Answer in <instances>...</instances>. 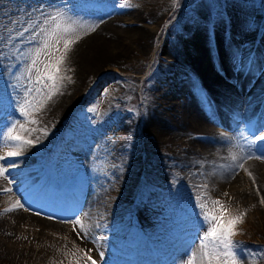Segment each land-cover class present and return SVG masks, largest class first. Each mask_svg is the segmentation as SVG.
I'll list each match as a JSON object with an SVG mask.
<instances>
[{"label":"rangeland","instance_id":"obj_1","mask_svg":"<svg viewBox=\"0 0 264 264\" xmlns=\"http://www.w3.org/2000/svg\"><path fill=\"white\" fill-rule=\"evenodd\" d=\"M198 1L0 0V40L5 41L0 45L5 54L0 58V129L25 124L36 129L27 137L38 140L9 157L16 167L5 163L10 174L0 176V257L8 264H91L85 253L96 264H185L196 253L199 264L207 231L199 215L201 198L222 201L224 215L245 213L233 237L241 242L239 264H264V192L257 187L264 186V168L256 180L236 168L232 180L220 184L209 170L216 166L196 161L214 153L202 147L201 127L213 144L216 137L221 145L231 142L238 132L247 152L242 160L259 155L255 136L264 132V47L255 46L259 39L250 35L259 18L255 9L263 14L264 0H208L244 26L235 40L240 50L235 60L211 58V51L205 57V45L200 49L186 38L185 11ZM38 6L63 8L74 19L80 10L118 12L123 20L116 19L115 33L87 29V40L71 46L62 65L71 80L63 81L41 111L31 113L39 123L29 124L17 104L34 86L24 74L25 61L16 60L17 49L6 41L32 21L29 31L41 22L39 12L34 14ZM138 12L143 18L132 19ZM27 36L21 48L27 47ZM203 64L234 95L232 114L221 117L224 124L200 123L199 113L215 118L222 112L197 68ZM236 70L243 75L237 74L235 83L226 81L225 75ZM248 109L254 117L243 112ZM12 150L11 143L0 144V155ZM18 200L23 208L4 211ZM40 211L60 212V221L70 227L64 232L40 227L34 222ZM77 217L93 233L83 247L73 239L81 230L74 224Z\"/></svg>","mask_w":264,"mask_h":264},{"label":"snow or ice","instance_id":"obj_2","mask_svg":"<svg viewBox=\"0 0 264 264\" xmlns=\"http://www.w3.org/2000/svg\"><path fill=\"white\" fill-rule=\"evenodd\" d=\"M87 5H81L86 7ZM125 7V5H120ZM40 23L34 28L31 24L29 27H24L22 31L17 30L14 36L6 41L8 45H12L17 49L15 58L17 61H25L24 74L28 82L34 87L26 89V95L23 100L18 101V111L23 115L29 124H38L39 121L31 116L32 112H39L44 107L45 103L60 93L62 83L65 79L71 80V77L64 76L62 65L64 64L67 54L73 44L81 39L84 34L85 25L70 17L63 8H55L50 11H45L42 6H38ZM88 31L94 30L95 26H87ZM25 33L28 34L29 41L27 47L21 48L25 44ZM19 37V40H16ZM15 41V44H13ZM5 43L0 40V45ZM4 52L0 51V58L4 57ZM2 66V65H0ZM10 71V69H8ZM35 93V95H33ZM31 97V99H29ZM11 106V105H10ZM19 129V130H17ZM36 131V129L28 128L25 124L17 125L12 122L11 127L7 128V132L0 129V144L11 146L16 149L0 155V176L7 179L9 168L5 167V163H9L10 167L15 168L16 164L8 161L9 157H18L21 155V149L26 146H31L38 142L24 136V132ZM46 133V129H40ZM256 141L261 143L255 145V150L259 153L256 159H264V136H255ZM250 143H252L250 141ZM233 161L237 160L236 156L232 157ZM237 167H243V164H237ZM247 172V169H245ZM251 176V173H248ZM255 183V180L253 181ZM9 185L12 181H8ZM11 187L3 189V191H11ZM264 203V200L261 201ZM211 205V206H210ZM23 208L19 200L15 205L5 208V212L13 211L15 208ZM200 209L199 215L202 218V223L207 225V231L204 232L203 239L200 241L201 257L199 264H239V241L233 239L237 234L236 225L243 222L245 213L224 215L225 205L219 199L208 198L204 202L198 204ZM27 210V209H26ZM75 225H79L81 230L84 226L79 217L74 221ZM87 261L91 264H96V261L91 256H87ZM196 253H192L185 264H197Z\"/></svg>","mask_w":264,"mask_h":264},{"label":"bare ground","instance_id":"obj_3","mask_svg":"<svg viewBox=\"0 0 264 264\" xmlns=\"http://www.w3.org/2000/svg\"><path fill=\"white\" fill-rule=\"evenodd\" d=\"M107 11H108V9H107ZM98 12H100V11H98ZM185 12H186L187 18H188V20L186 21L187 29H188V32L186 34V38L191 40V42H193L194 45L196 44L195 46L199 45L200 49H204V47H202V45H205L206 50L204 49V52H203L204 56L207 55L205 52L211 51V55L209 57L212 56L213 58H216V59L219 58V59H227V60L233 59V60H235L237 57L239 58L240 50L238 48L236 49V41L235 40L238 38L239 35L244 34V26L242 25V23H240L239 18L229 16L227 11L225 10V7L213 9L212 7H210V3L208 2V0H199L198 2H196L195 4L190 6V9L188 10V12L187 11H185ZM139 13L140 12H138V14H136V15H132L131 18L132 19H137L138 17L143 18V15H141ZM77 14H79V15H77ZM77 14H76L77 16L75 17V20L80 21L85 25L84 34L81 36V39H80L81 41H86L88 38V34L86 33V31L88 29L87 26L94 25L95 28H94V30H92L93 32L98 31L100 29H106V30H108L107 32L115 33V31L118 30L117 27H118V24L120 23V21H118L116 19L123 20V15H120V13H118V12L111 13L108 11L106 13L94 14L91 12H86V11L84 12L83 10H80V12H78ZM118 14H119V16H118ZM121 14H124V13H121ZM126 15L127 14L125 13L124 17ZM255 15H256V17H259L258 23L256 25H254V27L252 29L253 33L250 36H252V38L257 37L259 40L257 43H255L254 41L252 42V40H251V42L253 44H256L255 46L259 45L261 47H264V13L263 14L258 13L257 8H256L255 9ZM125 30H123L122 32L125 33ZM184 36H185V34H184ZM225 36H226V38H223ZM231 37L233 39L232 41L230 39ZM97 40L98 39H96V42H97ZM100 41H103V40L100 39ZM94 45H97V44L94 43ZM195 53H197V52H195ZM199 55L201 56V54H199ZM262 56L264 57V54ZM193 58H191V59H193ZM190 63H192V62H190ZM201 63H204V62L201 61ZM190 68H192V67H190ZM197 68H199V70H201L202 78L205 81V84L207 85V87H209L210 89L212 88L213 89L212 91H214V94H215L214 98L217 99L216 100L217 102L214 103V105L218 108H221V111H222L221 114L218 113V116L215 117L216 119L214 118V116L212 117L210 115V113L209 114H206L204 112L199 113L200 123H205L207 126H209L212 123L211 121L214 120V122H216L217 124H224L223 119L221 117H222V115L225 116V115L232 114V110L230 109V105L235 99L234 95H233L231 89L227 88V86H225L226 85V83H224L225 81H220V80L216 79L215 76H213L212 68L210 69V65L203 64V65H201V67L199 66ZM191 72H192V70H191ZM224 73H228V72L227 71L223 72V73L221 72V74H223V76H224ZM237 74L243 75V71L239 72V70H236L233 73V75L232 74L231 75H225L226 81L229 80L232 83H235ZM256 82L259 83L260 81H256ZM217 84H219V85L217 86ZM236 100H237V98H236ZM223 107L225 109H222ZM248 111H249V109L245 110L243 112H248ZM249 112H250V114H248V117L250 115H251V117L255 116V113H253L251 110ZM243 114L245 115V113H243ZM260 124H262V123H260ZM44 127H45V125H44ZM196 127L198 128V126H196ZM203 129L207 130L206 127ZM238 130H239V127H237L235 129V131H238ZM197 131L199 134H201L198 137L202 141L201 144H202V147L204 146L203 147L204 150L206 148L208 151L211 149L214 151V153H210L212 155L209 159H206L201 155L199 160H198V157L196 158L197 159L196 161H197V163H199V165H202V164L205 165V162L208 161L209 163L211 162V165L216 166L215 170L211 169V168H209V170L212 174V177H214V179L218 183L222 184V182L231 181L233 176L232 177H229V176L232 175L231 173L234 172V169L236 170V168H239L240 172L246 173L247 175L250 172L251 176H249V175L248 176L253 177L256 180L257 175H258V170L260 168H264V159H256V156H255L252 160H242V158L246 156L247 152L245 150V147L243 146V142H241V140L239 138L238 132H234L235 138L233 139V141L227 139V141H231V142H224L221 145L219 143V141L217 140V137L215 138V143L213 144L211 142V138H212L211 135L203 133L202 127L199 128ZM262 133L264 136V132H262ZM46 134H47V132H46ZM23 135L27 137V136H29V133L24 132ZM45 136L46 135L44 134V137ZM222 140H224V139L222 138ZM215 144H217V147L214 150L212 145L215 146ZM191 153H193V152H191ZM201 153L202 152H200V154ZM233 156L237 157L236 161L232 160ZM190 158L191 157L189 156L185 159L190 160ZM241 163L243 164L242 168L236 166L237 164H241ZM245 169H247V172L245 171ZM37 187L38 186L36 185L34 187H31L30 189H35ZM257 187H260V188H258L259 191L264 192V186L263 185L262 186L257 185ZM59 211H60V209H59ZM40 212H41V215H39V216L36 215V217L34 216V222L37 225H40V227H42V228L43 227H51V228L56 229V230H62V229L64 230V229L70 227V224L68 222L66 223V221L65 222L60 221V218H59V217H61V215L59 214L60 212L59 213H57V212L50 213L51 217L48 216V215H50L49 211H45L46 213H42V211H40ZM16 215H18V214H16ZM80 219H82V218H80ZM83 226H84V230H80L79 234H77L78 232L77 233L74 232L75 236H73V239L75 241H77L76 243L81 247L86 245L85 243H83V239L87 238L90 241L93 239V238L91 239V236L93 235V233L90 231L91 227L87 224V222H84Z\"/></svg>","mask_w":264,"mask_h":264},{"label":"trees","instance_id":"obj_4","mask_svg":"<svg viewBox=\"0 0 264 264\" xmlns=\"http://www.w3.org/2000/svg\"><path fill=\"white\" fill-rule=\"evenodd\" d=\"M264 241V239H262ZM0 264H8L6 259L0 257Z\"/></svg>","mask_w":264,"mask_h":264}]
</instances>
